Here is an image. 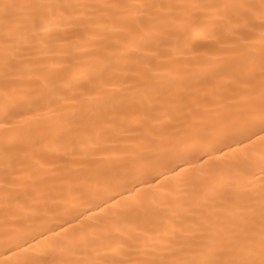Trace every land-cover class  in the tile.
<instances>
[{
    "label": "snow or ice",
    "instance_id": "6c2138e0",
    "mask_svg": "<svg viewBox=\"0 0 264 264\" xmlns=\"http://www.w3.org/2000/svg\"><path fill=\"white\" fill-rule=\"evenodd\" d=\"M0 264H264V0H0Z\"/></svg>",
    "mask_w": 264,
    "mask_h": 264
}]
</instances>
